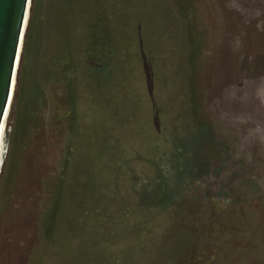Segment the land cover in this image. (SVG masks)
Masks as SVG:
<instances>
[{
  "label": "rangeland",
  "instance_id": "1",
  "mask_svg": "<svg viewBox=\"0 0 264 264\" xmlns=\"http://www.w3.org/2000/svg\"><path fill=\"white\" fill-rule=\"evenodd\" d=\"M0 166V264H264V0H32Z\"/></svg>",
  "mask_w": 264,
  "mask_h": 264
},
{
  "label": "water",
  "instance_id": "2",
  "mask_svg": "<svg viewBox=\"0 0 264 264\" xmlns=\"http://www.w3.org/2000/svg\"><path fill=\"white\" fill-rule=\"evenodd\" d=\"M32 0H0V161Z\"/></svg>",
  "mask_w": 264,
  "mask_h": 264
},
{
  "label": "bare ground",
  "instance_id": "3",
  "mask_svg": "<svg viewBox=\"0 0 264 264\" xmlns=\"http://www.w3.org/2000/svg\"><path fill=\"white\" fill-rule=\"evenodd\" d=\"M1 162H2V161H0V166H1Z\"/></svg>",
  "mask_w": 264,
  "mask_h": 264
}]
</instances>
